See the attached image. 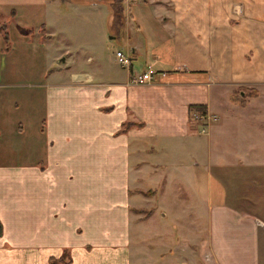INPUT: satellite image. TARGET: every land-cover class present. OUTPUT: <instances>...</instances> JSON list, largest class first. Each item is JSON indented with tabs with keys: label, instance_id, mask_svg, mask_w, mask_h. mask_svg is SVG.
Segmentation results:
<instances>
[{
	"label": "crops",
	"instance_id": "0c3cea01",
	"mask_svg": "<svg viewBox=\"0 0 264 264\" xmlns=\"http://www.w3.org/2000/svg\"><path fill=\"white\" fill-rule=\"evenodd\" d=\"M132 1L119 70L97 52L109 13L72 22L65 0H0V264H192L183 251L205 230L215 264H264V207L241 206L261 203L247 133L235 132L216 193L195 187L203 137L225 146L228 122L245 129L264 113V0ZM149 72L152 84L132 83ZM197 112L215 118L207 133ZM142 209L155 211L143 221Z\"/></svg>",
	"mask_w": 264,
	"mask_h": 264
},
{
	"label": "rangeland",
	"instance_id": "374dc122",
	"mask_svg": "<svg viewBox=\"0 0 264 264\" xmlns=\"http://www.w3.org/2000/svg\"><path fill=\"white\" fill-rule=\"evenodd\" d=\"M62 1V0H59ZM95 1V0H94ZM101 2H103L104 7L100 8H96V9H91V6H87V5H78V4H74L73 1L71 0H65V5H63V9L66 11H68V15L67 18L68 20H71L72 22L75 20V16H74V12L76 11H80L82 13L87 14L88 16H90V14L95 15V17H97V20H102V23H105V17L107 16V14L109 13L111 15L110 18V27L106 30L107 33V37H106V46L102 47V50L97 51L98 54L101 52V56L103 57V63L106 66H111L114 69H119V70H123V67L119 64L118 60L116 59V51L120 50V49H125L126 45H127V27H126V14H127V4L132 3V0H100ZM87 3V2H86ZM109 8V11H107V7ZM84 20V19H83ZM72 27V28H71ZM69 28V27H68ZM68 33H65L66 36L71 37L74 36L75 38L78 35V30L76 27H73V23L70 26V28L67 30ZM71 35V36H70ZM110 36H114L116 39L113 40L112 42H110V40L108 39V37L110 38ZM134 38H132V42H134ZM92 52H84L83 54L86 55H91L94 53L93 50H91ZM96 53V51H95ZM72 55L78 60L80 59V57L83 58V55H81L79 52L77 51H73ZM125 57L129 60L130 62V58L132 57L130 54H124ZM65 57H62L61 59H59L56 62V68L58 67H64L65 66ZM67 63V62H66ZM141 61H133L134 66L136 65L137 68L143 69L145 66L143 64H141ZM92 69V67H90ZM89 68V69H90ZM75 69H79V68H72V71ZM127 69V68H126ZM67 70H64V72H66ZM65 74V73H64ZM244 90V89H243ZM246 92V90L244 91ZM252 121V120H251ZM253 123L248 125L249 127H246V124L244 123V127H239L238 129L235 126V122H228V124L226 125V130L224 131V134H227V139L225 140V146H222L220 142H215L214 146H209V144L207 143V138L203 137L204 141L206 142V146L205 148L202 149V151L199 152L198 154V162L200 164L199 168L196 170V188H197V193L201 194V192L204 191V189L208 192L210 190H213V192L216 193V191L218 190L219 185H218V181L217 178L221 175V174H228L231 173L230 171H228L229 169H231L233 166L231 165V163H229V161H226L227 159L231 160V158H233V160L237 159L238 156L234 155L231 151V149L234 146H237V143L239 142L235 137V132L240 134L242 132L247 133V138L244 140L247 144H249L248 149L246 151L247 155H244V158H247V160L252 159L253 160V156L255 155L256 159L253 160L254 162L252 163L256 166H260L261 171L260 172H256V171H252L251 172V177H253V179H256V181L254 183L250 184V189L249 191H251V194L255 195V198L258 199L259 201H261V203H257L255 201V199L250 201V205L248 204H241V206H243L245 208H254L253 206H260V207H264V113H262L261 117L256 119V122L252 121ZM218 124H220V122H217L215 124L212 125V127L217 126ZM242 124V123H241ZM243 126V124H242ZM220 129H224V125L223 126H219ZM218 127V128H219ZM235 128V129H234ZM218 133H221L220 131H218ZM249 133H254L256 136L253 135H248ZM229 134V135H228ZM243 140V139H242ZM241 140V141H242ZM231 146V147H230ZM227 147V148H225ZM254 152V153H253ZM254 154V155H252ZM261 176V179L259 180L258 177ZM160 191V188H159ZM152 192H156L157 191H152ZM252 195V198H254V196ZM145 206L149 205L147 203L144 204ZM250 206V207H249ZM143 210V209H142ZM144 213H139V214H144V218L142 219L143 221H146L149 219V217H151V215H153L154 213V209L153 210H143ZM137 212V210H136ZM138 213V212H137ZM159 218H161V220L163 222L164 218L162 213L159 215ZM160 220V221H161ZM183 222V220L181 221V223ZM168 226L172 227L176 233L173 234L172 238V242L174 244H176V242L178 241V235H179V227L177 225V223L175 224L173 220H169L168 221ZM182 226H184L182 224ZM264 229V228H263ZM181 233V232H180ZM206 234V230L205 232L202 233L203 237L201 236V238L198 239V242H193L191 244H189L188 248H186V250L183 251L184 255L183 257L186 258L187 260H191L192 264H215L214 262H212L211 260V254L209 252L208 249V245H207V240L205 237ZM198 243H201V245H199ZM193 244V245H192ZM197 244V247L194 245ZM174 247V245H173ZM263 255H264V248H263Z\"/></svg>",
	"mask_w": 264,
	"mask_h": 264
},
{
	"label": "built area",
	"instance_id": "2783aa9c",
	"mask_svg": "<svg viewBox=\"0 0 264 264\" xmlns=\"http://www.w3.org/2000/svg\"><path fill=\"white\" fill-rule=\"evenodd\" d=\"M117 60L119 64L124 67L128 68L130 65L129 60L125 57L124 52L118 51L117 54ZM154 72H149L144 75L136 76L133 80L132 83L135 85L143 86V85H148L152 84L154 80ZM194 119L200 123V128L201 132L207 133V127L215 120L209 113L207 112H197L194 114Z\"/></svg>",
	"mask_w": 264,
	"mask_h": 264
},
{
	"label": "trees",
	"instance_id": "16d2710c",
	"mask_svg": "<svg viewBox=\"0 0 264 264\" xmlns=\"http://www.w3.org/2000/svg\"><path fill=\"white\" fill-rule=\"evenodd\" d=\"M25 35H27L29 32H27V31H22ZM0 35H2L3 37H4V40H5V42H6V44H7V48H6V51L9 49V44H10V36H9V32H8V30H7V24L6 23H3V24H1L0 25ZM244 91V90H243ZM253 93V96H251V97H257L258 96V92L257 91H253L252 92ZM241 94H240V92L238 93H235V97L233 98V99H235V100H244V98H242L241 96H240ZM255 95V96H254ZM242 105L244 106L245 105V102H242ZM128 125H130V124H128ZM138 193H143V194H145V195H147V196H153V195H155L156 194V192H144V191H138ZM137 212L138 213H144V211L143 210H137ZM64 259V258H63ZM63 259H61L59 262H62V260ZM57 262H55V264H56Z\"/></svg>",
	"mask_w": 264,
	"mask_h": 264
}]
</instances>
